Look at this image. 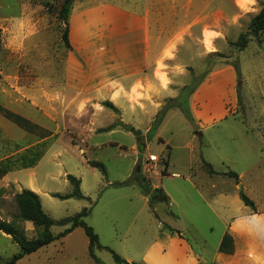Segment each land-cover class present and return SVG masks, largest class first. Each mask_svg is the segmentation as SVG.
I'll return each instance as SVG.
<instances>
[{
  "label": "rangeland",
  "instance_id": "obj_1",
  "mask_svg": "<svg viewBox=\"0 0 264 264\" xmlns=\"http://www.w3.org/2000/svg\"><path fill=\"white\" fill-rule=\"evenodd\" d=\"M107 1L141 13L149 8L153 18L164 14L165 40L191 26L198 35L202 29L225 34L218 44L220 50L204 52V45L206 50L211 47L213 35L206 32L204 45L196 38L191 48L176 51L179 59L173 68L159 67L164 72L158 75L170 89L158 113L157 128L162 126L161 135L168 143H151L146 154L158 158L144 157L142 173L151 189L157 186L170 197L161 200L156 190L147 195L136 179L138 174L131 175L136 160L142 158L134 150L135 137L114 124L110 128L115 132L97 128V117L81 109L96 108L98 103L72 98L65 80L69 52L62 39L65 24L59 18L64 0H0V105L36 126L29 132L0 113V163L25 156L29 161L37 152L42 155L35 166L15 169L0 179V218L16 220L15 194L34 188L44 211L54 220V236L69 228L70 220L83 208H90L84 221L99 236L95 255L100 263L90 256L89 239L78 227L16 264H117L106 247L129 264H143L142 254L163 230L181 232L210 263L224 236L225 222L246 208L242 193L255 203L257 212L264 211V32L259 37L250 34L242 51L233 45L250 31L264 0H251L250 6L247 0ZM225 64L238 66L240 71L239 115L198 136L187 108L191 90ZM167 75L174 80L170 85ZM117 117L109 113L102 126ZM140 118L143 124L149 121L147 116ZM124 120L131 119L124 114ZM87 134H93V139L85 140ZM219 150L239 155H227L230 161L222 163L217 159ZM169 158V175H163V161ZM86 160L104 165L107 176ZM229 172L243 175L236 180ZM68 175L81 181L85 199L54 197L73 191ZM66 219L69 222L60 224ZM18 222L28 239L38 236L33 223ZM19 252L11 236L0 231V264H7Z\"/></svg>",
  "mask_w": 264,
  "mask_h": 264
},
{
  "label": "crops",
  "instance_id": "obj_2",
  "mask_svg": "<svg viewBox=\"0 0 264 264\" xmlns=\"http://www.w3.org/2000/svg\"><path fill=\"white\" fill-rule=\"evenodd\" d=\"M249 1V2H248ZM247 0L246 6H250ZM241 10V7H239ZM151 10L137 12L107 0H74L69 15V42L71 49L65 60V80L73 99L93 100L98 103L96 108H83L82 112L96 116L97 128L117 126V120L129 124L132 128L142 131L135 136L131 130L122 132L135 137L133 144L140 160H136L131 175L135 174L137 164L142 159L158 158L148 153L154 140L166 142L161 135L162 126L150 132L162 107L165 95L170 89L158 75L159 67L173 68L178 61L181 48H191L197 38L204 45L206 32L212 33L211 49L205 53L220 50L225 34L212 29L195 33V26L186 31H179L165 40L162 21L164 14L155 18ZM158 17V18H157ZM153 19V21H151ZM219 47V48H218ZM179 50V51H178ZM177 51V52H176ZM175 59V60H174ZM179 59V58H178ZM170 72V70H169ZM167 73V72H166ZM167 79H169L167 75ZM174 81V80H173ZM169 87V88H168ZM171 97V96H169ZM239 80L235 67L225 64L211 72L191 95L188 110L197 128V135L203 137L207 131L216 128L229 119L239 115ZM110 102L117 109L111 112L101 103ZM118 115L112 124L103 123L108 114ZM106 114V115H105ZM124 114L131 120H124ZM147 116L149 121L143 124L140 117ZM104 119V120H103ZM132 119L138 123L134 126ZM116 123V124H115ZM111 132H115L110 128ZM88 136H91L88 137ZM93 139L87 134L85 140ZM139 143L145 144L141 153ZM217 159L222 163L230 161L226 156L237 157V152L218 151ZM88 164V160H86ZM169 160H164L163 175H169ZM147 165H151L148 163ZM158 167V164L155 165ZM160 166V165H159ZM158 174V171L155 172ZM143 175V173H142ZM243 172H240V178ZM144 176V175H143ZM175 176L180 177L177 173ZM145 177V176H144ZM33 192L39 193L30 188ZM158 197H170V194L154 186ZM21 192V191H20ZM40 197V195H39ZM41 199V197H40ZM246 206V205H245ZM225 232L234 239L235 251L225 254L217 250L212 262H207L181 232L172 234L163 230L154 238L142 254L143 264H264V211L254 212L243 207L237 214L225 222ZM130 259H128L129 261Z\"/></svg>",
  "mask_w": 264,
  "mask_h": 264
},
{
  "label": "trees",
  "instance_id": "obj_3",
  "mask_svg": "<svg viewBox=\"0 0 264 264\" xmlns=\"http://www.w3.org/2000/svg\"><path fill=\"white\" fill-rule=\"evenodd\" d=\"M72 9V3H70V0H64L62 3V6L59 10V18L64 22L65 29L62 32V39L65 43V46L67 49H71L70 42H69V15L71 13ZM250 31L247 33H243L239 36L238 40L233 43L234 46L238 48L239 51L244 50L250 39L249 35L253 34L256 37H259V34L261 32H264V8L262 11L252 20V23L250 25ZM237 75L240 77V71L238 66H235ZM198 88V85L194 86V88L191 90V94L195 92V90ZM104 105L108 107L109 109L113 110L114 112H117V109L113 106L110 102H105ZM188 108V107H187ZM0 113H4V115L11 119L13 122L24 128L25 130L32 132L34 128H36L35 125H32L30 121L27 119L10 112L9 110L3 108L0 105ZM160 123V120L157 118L155 120V123L153 124V127L151 128L150 132H154V130L157 128L158 124ZM139 150L142 153L145 150V144L139 143ZM41 153L37 152L33 158L29 161L26 158V156L23 158V160H20L19 158H16L15 160L7 161L0 163V179L4 177L8 172H11L18 168H31L35 166V164L40 160ZM21 162V163H20ZM88 164L100 170L103 175L106 177L107 172L104 167L99 162L96 161H88ZM204 166L209 168L211 171H213L212 166L204 161ZM141 163H139L136 166L135 173L138 174L136 179L140 182L141 186L143 187L144 191L147 193L151 192V186L148 182V180L142 175L141 173ZM228 176L235 178L238 180V175L235 172H229L227 173ZM69 183L73 186V191L66 195H54V197H57L61 200H67V199H78L82 200L85 199V195L82 193L80 186L81 181L77 179L73 175H68L67 177ZM161 200H166L167 198L163 195L161 197H158ZM241 199L244 202V204L251 208L252 211L257 212L255 203L250 200L245 194H241ZM14 201L18 207L19 214L16 216V220L18 221H27L33 223V225L36 227V230L38 231V236L34 239H28L25 235L24 230H22L19 226V222L14 221H6L0 218V231L8 236H11L12 240L19 246L20 252L15 255L7 264H16L17 261L22 259L26 255L33 254L40 250L41 248H44L46 246H49L52 244L56 239H62L65 238L67 235L72 233L76 228L81 227L83 228L86 236L89 239V246L88 251L90 256L96 260V262L100 263L95 255V249L99 245V236L95 232V230L88 226L86 222L84 221V218L87 217L90 214V208H83V210L78 213L76 216H74L71 221V226L67 229H65L62 233H60L57 236H54L51 233V227L54 225V220L44 211L41 199L39 195L32 190L29 189H23L21 192H18L15 194ZM67 222H69L68 219L60 221V224L64 225ZM173 234H179L178 231H171ZM107 250H109L115 262L117 264H129L126 260L121 258L118 254H116L112 249L106 247ZM219 251L225 254H233L235 251V244L233 237L226 233L220 243ZM214 264V263H212Z\"/></svg>",
  "mask_w": 264,
  "mask_h": 264
},
{
  "label": "water",
  "instance_id": "obj_4",
  "mask_svg": "<svg viewBox=\"0 0 264 264\" xmlns=\"http://www.w3.org/2000/svg\"><path fill=\"white\" fill-rule=\"evenodd\" d=\"M74 0H70V3H73ZM117 126H120L122 127L123 129L125 130H131V132L135 135V136H140L141 135V132L140 131H137L135 129H133L129 124H125L123 123V121L119 120L117 122ZM240 189H242V187L240 186ZM133 264V263H132Z\"/></svg>",
  "mask_w": 264,
  "mask_h": 264
},
{
  "label": "bare ground",
  "instance_id": "obj_5",
  "mask_svg": "<svg viewBox=\"0 0 264 264\" xmlns=\"http://www.w3.org/2000/svg\"><path fill=\"white\" fill-rule=\"evenodd\" d=\"M207 37H208V38H207L206 40H207V42H208V40H209L210 36H209V35H207Z\"/></svg>",
  "mask_w": 264,
  "mask_h": 264
}]
</instances>
